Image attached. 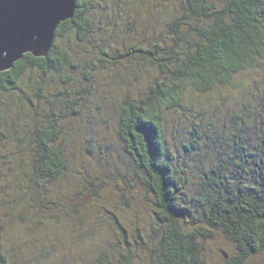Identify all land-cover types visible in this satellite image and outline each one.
I'll return each instance as SVG.
<instances>
[{"label":"trees","instance_id":"1","mask_svg":"<svg viewBox=\"0 0 264 264\" xmlns=\"http://www.w3.org/2000/svg\"><path fill=\"white\" fill-rule=\"evenodd\" d=\"M134 2L140 0H78L74 17L61 22L47 56L28 52L0 71V177L13 172L14 189H24L21 196L42 205L50 201L51 187L70 170L67 119L83 114V103L101 83L97 74L110 72L104 81L111 79L114 91L127 90L113 107L133 171L124 172L123 192L130 195L125 199L130 204L136 183L143 184L153 197L159 232L151 248L136 226L137 248L150 249L152 264H209L204 242L219 231L236 245L235 255L224 254L227 262L244 264L264 250V88L257 97L249 84L264 79V73L261 79L253 76L264 70V0H142L147 16H133L142 25L140 40L118 45L103 37L107 28L97 20L122 12L126 24ZM56 74L54 83L62 86L50 99L47 79ZM79 80L84 89H72ZM228 86L245 98L237 100L240 113L226 135L213 134L215 145L206 142L216 148L212 162L202 158L195 164L199 174L190 184L192 163L170 164L165 153L168 116L184 109L190 94ZM137 87L135 96L128 92ZM255 115L261 120L250 123ZM192 128L184 145L191 155L209 137L202 123ZM114 228L124 241L116 251L120 258L130 257L133 247L126 244L117 217ZM106 260L104 252L101 261ZM0 264H18L2 246Z\"/></svg>","mask_w":264,"mask_h":264},{"label":"rangeland","instance_id":"2","mask_svg":"<svg viewBox=\"0 0 264 264\" xmlns=\"http://www.w3.org/2000/svg\"><path fill=\"white\" fill-rule=\"evenodd\" d=\"M141 2L142 0L134 2L135 13L129 9L130 13L125 18L128 21L126 24L122 19V12L117 16H109L108 19L97 20V25L107 28L103 37L114 43L118 42V45L140 40L142 32L139 27L142 25L138 26L133 16L135 14L140 19L147 16V7H143ZM122 21L123 24L120 23ZM58 44L63 46L68 43L60 40ZM117 71L125 72L124 69ZM263 73L264 70L261 69L253 76L261 79L260 74ZM33 75L40 78L38 71ZM105 77L112 76L110 72L98 73L97 78L101 82L98 88L93 89L86 102L83 103L82 98L77 100L78 103L86 105L83 114L67 119L70 123L65 136L69 133L67 139L70 140V170L51 187L50 201H45V205H42L29 197L21 196L24 189H14L16 187L13 184H17V180L13 172L3 173L0 177V246L15 263L152 264L150 249L137 248L139 245L134 237V229L138 226L143 231L151 248L157 244L159 232L155 224L156 213L151 200L153 197L141 189V183H136L131 200L135 194L136 198L130 204L125 199L130 195L123 192V188H127L123 183L124 172L132 174L133 171L129 166L125 143L119 135L118 119L113 114V107L120 102L122 94L127 93V90L114 91V84H109L111 79L106 82ZM58 79L57 74L47 79L52 81L48 91L50 99L60 92L61 83H54ZM249 84L257 97H260L264 79L256 83L250 81ZM241 85V82H237L236 87L241 88ZM78 87L84 89L81 80L75 82L72 89ZM236 87H222L203 94L192 93L187 97L184 109L179 108V111L168 116L165 153L171 157L170 164L192 163L190 184L197 181L199 174L197 169L194 170L195 164H200L202 158L211 159L212 162L210 154H214L216 148L207 144L215 145L213 134L227 131L235 114L240 113L237 100L245 98L242 97L241 90H235ZM69 89L71 92V88ZM138 90L137 87L128 92L135 96ZM255 118L261 120L262 117L255 115L250 123L255 122ZM195 123H202L209 137L194 151L197 153L191 155L184 145L189 144L190 131ZM91 181L94 183L91 184ZM116 217L126 230L123 231V235L127 236L126 244L133 247L130 257L126 255V258H120L115 249L118 244L124 246L123 236L120 237L114 228ZM122 250L125 251V247ZM104 252L107 253V260L102 262ZM225 253L228 258L235 255L236 245L219 231L214 237L205 240L204 254L209 264H229L224 257ZM244 264H264V250L248 258Z\"/></svg>","mask_w":264,"mask_h":264},{"label":"water","instance_id":"3","mask_svg":"<svg viewBox=\"0 0 264 264\" xmlns=\"http://www.w3.org/2000/svg\"><path fill=\"white\" fill-rule=\"evenodd\" d=\"M50 0H0V42L5 51L0 56V71L11 69L15 62L28 52L36 57H45L50 52L56 30L61 22L74 17L78 0H71L70 6L50 14ZM40 26L43 39L34 44L26 39L28 32Z\"/></svg>","mask_w":264,"mask_h":264},{"label":"snow or ice","instance_id":"4","mask_svg":"<svg viewBox=\"0 0 264 264\" xmlns=\"http://www.w3.org/2000/svg\"><path fill=\"white\" fill-rule=\"evenodd\" d=\"M70 2L71 0H50V14L54 15L56 10L70 6ZM26 39L34 44H39L43 39L42 28L40 26H36L31 29L28 32ZM4 51V45L2 42H0V56H3Z\"/></svg>","mask_w":264,"mask_h":264}]
</instances>
